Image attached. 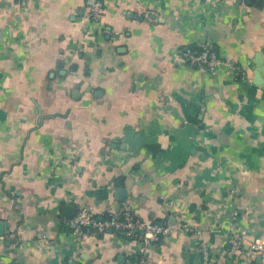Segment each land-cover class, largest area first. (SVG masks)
Returning <instances> with one entry per match:
<instances>
[{
	"label": "crops",
	"instance_id": "crops-1",
	"mask_svg": "<svg viewBox=\"0 0 264 264\" xmlns=\"http://www.w3.org/2000/svg\"><path fill=\"white\" fill-rule=\"evenodd\" d=\"M102 1L95 22L85 0H0V264L135 263L138 240L67 223L124 207L199 232L144 264H203L201 240L208 264H264L229 243L264 238V0ZM205 44L216 75L179 63Z\"/></svg>",
	"mask_w": 264,
	"mask_h": 264
},
{
	"label": "built area",
	"instance_id": "built-area-1",
	"mask_svg": "<svg viewBox=\"0 0 264 264\" xmlns=\"http://www.w3.org/2000/svg\"><path fill=\"white\" fill-rule=\"evenodd\" d=\"M83 8V15L86 19L100 22L105 16L106 11L102 0H85ZM144 18L148 22H155L154 14L149 11L145 12ZM179 63H188L200 71L216 75L218 67L223 64V61L211 46L205 44L198 49L187 48L181 51ZM237 72L242 74L239 70ZM67 223L72 226L74 235L80 241L85 240L88 235L103 234L107 230L122 232L127 238L138 240L139 257L135 263L127 262V264H144L147 247L155 244L160 236L174 231L194 232V234L199 235L198 231L180 223V221L173 225L162 226L143 223L135 219L127 207H124L120 213L110 214L103 219L95 217L88 209H81ZM9 238L12 239L13 235H9ZM40 238L45 239L44 236ZM229 243L233 253L247 245L252 255H259L264 258V238L250 239L245 232L233 230L230 234ZM198 250L203 264H208L210 256L208 245L201 240L198 244Z\"/></svg>",
	"mask_w": 264,
	"mask_h": 264
},
{
	"label": "water",
	"instance_id": "water-1",
	"mask_svg": "<svg viewBox=\"0 0 264 264\" xmlns=\"http://www.w3.org/2000/svg\"><path fill=\"white\" fill-rule=\"evenodd\" d=\"M257 65H258V71L260 72V71H263L264 70V68H262V66H259L260 65V63H257ZM123 190L121 189V191H119V192H121V193H123L122 192ZM123 196V195H122ZM127 195H125L124 194V197H120V198H118V200L120 201V202H124L125 200H126V197ZM118 208V207H117ZM174 223H172L171 225H173ZM159 226H162V225H159ZM3 229H4V227H3V224H1L0 223V236L3 234ZM161 237V236H160ZM258 259H261V257L260 256H258L257 257Z\"/></svg>",
	"mask_w": 264,
	"mask_h": 264
}]
</instances>
